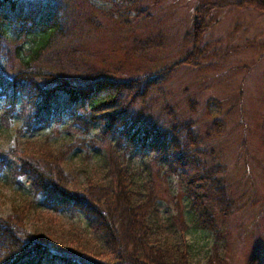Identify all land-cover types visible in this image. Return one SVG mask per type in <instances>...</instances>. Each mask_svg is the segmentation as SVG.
Here are the masks:
<instances>
[{
	"label": "rangeland",
	"instance_id": "rangeland-1",
	"mask_svg": "<svg viewBox=\"0 0 264 264\" xmlns=\"http://www.w3.org/2000/svg\"><path fill=\"white\" fill-rule=\"evenodd\" d=\"M209 2L53 0L65 11L66 20L65 37L56 48L79 50L76 62L85 70L122 67L118 78L123 80L157 77L169 70L151 89L142 110L162 122L177 118L191 126L199 138L202 165L218 173L212 181L222 185L231 207L227 214L221 213L213 183L203 181L209 192L204 189L197 194L206 199L215 228L207 230L196 219L192 221L194 211L197 214L201 209L195 207L198 201L189 191L200 186L196 176L202 169L194 174L193 167L189 171L179 167L176 176L159 177L160 166L149 163V153H138L134 159L132 171L138 186L144 192L145 183L152 180L160 198V218L170 235L185 237L192 264H250L258 254L262 258L254 264H264V16L253 9L218 8L202 22L205 31L201 35L203 27L196 30V8ZM136 44L159 47L143 56H130ZM194 50L199 53L197 67H174ZM141 106L137 102L135 107ZM6 108L2 97L0 113ZM67 125L65 121L27 132L19 130L18 120L9 125L0 121V152L9 156L24 149L25 154L35 156L45 147L54 154L71 147L64 162L67 171L84 186L88 181L110 183L103 156L108 145L101 144L94 152L84 136L68 132L65 128L72 127ZM48 136L51 143L45 144ZM22 168L16 156L0 169V216L12 214L15 205L31 199L32 178L20 175ZM27 222L30 232L52 246H68L76 240L85 243L97 227L84 211L43 204L33 208Z\"/></svg>",
	"mask_w": 264,
	"mask_h": 264
},
{
	"label": "trees",
	"instance_id": "trees-1",
	"mask_svg": "<svg viewBox=\"0 0 264 264\" xmlns=\"http://www.w3.org/2000/svg\"><path fill=\"white\" fill-rule=\"evenodd\" d=\"M209 1L196 8V30L216 9L226 6L253 9L264 16V0ZM62 10L53 0H0V98H5L9 107L1 111L0 121L9 125L18 120L22 124L19 130L27 132L68 122L73 130L65 129L84 136L94 152L99 145H108L103 156L111 182L88 181L84 186L64 167L71 147L65 146L66 151L58 154L45 147L35 156L25 154L24 149L9 156L0 152V169L18 156L23 164L18 173L32 178L29 202L0 216V264H192L185 237L170 235L160 218L154 183L148 181L141 191L132 171L138 153L151 154L149 163H158L159 177L176 176L179 167L185 171L193 167L194 174L201 168L202 173L196 176L200 186L189 191L198 201L195 207L201 209L197 214L193 210L192 221L196 219L207 230L215 228L206 199L197 193L207 190L201 182L213 183L218 173L202 165L198 136L177 118L162 122L142 110L151 89L169 70L157 77L125 80L118 78L122 67L116 71L85 70L76 62L79 50L56 48L66 33ZM204 31L203 27L201 35ZM137 44L130 56H143L159 47ZM198 55L194 50L174 67H197ZM137 102L142 103L139 109ZM49 141L50 136L45 144ZM212 187L218 208L227 214L231 204L224 188L216 182ZM41 204L84 211L96 220L98 229L85 243L76 240L66 243L68 246H52L28 230L27 217ZM260 258L254 255L250 264Z\"/></svg>",
	"mask_w": 264,
	"mask_h": 264
},
{
	"label": "bare ground",
	"instance_id": "bare-ground-1",
	"mask_svg": "<svg viewBox=\"0 0 264 264\" xmlns=\"http://www.w3.org/2000/svg\"><path fill=\"white\" fill-rule=\"evenodd\" d=\"M53 263H57V264H60V263H58V262H55V261H53Z\"/></svg>",
	"mask_w": 264,
	"mask_h": 264
}]
</instances>
